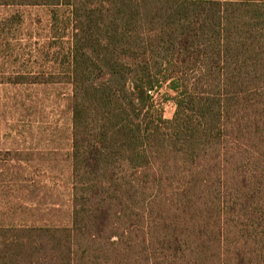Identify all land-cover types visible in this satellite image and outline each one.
<instances>
[{
	"label": "trees",
	"instance_id": "1",
	"mask_svg": "<svg viewBox=\"0 0 264 264\" xmlns=\"http://www.w3.org/2000/svg\"><path fill=\"white\" fill-rule=\"evenodd\" d=\"M40 4L72 24L73 215L0 226V264H264V0H0Z\"/></svg>",
	"mask_w": 264,
	"mask_h": 264
},
{
	"label": "rangeland",
	"instance_id": "2",
	"mask_svg": "<svg viewBox=\"0 0 264 264\" xmlns=\"http://www.w3.org/2000/svg\"><path fill=\"white\" fill-rule=\"evenodd\" d=\"M71 35L67 6H0V226L71 224Z\"/></svg>",
	"mask_w": 264,
	"mask_h": 264
}]
</instances>
